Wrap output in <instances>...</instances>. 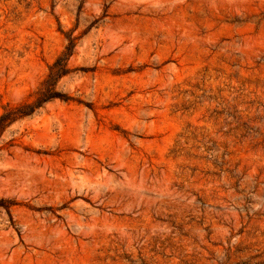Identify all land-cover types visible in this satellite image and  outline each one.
Wrapping results in <instances>:
<instances>
[{
	"label": "rangeland",
	"instance_id": "obj_1",
	"mask_svg": "<svg viewBox=\"0 0 264 264\" xmlns=\"http://www.w3.org/2000/svg\"><path fill=\"white\" fill-rule=\"evenodd\" d=\"M5 113L0 264H264V0H0Z\"/></svg>",
	"mask_w": 264,
	"mask_h": 264
},
{
	"label": "trees",
	"instance_id": "obj_2",
	"mask_svg": "<svg viewBox=\"0 0 264 264\" xmlns=\"http://www.w3.org/2000/svg\"><path fill=\"white\" fill-rule=\"evenodd\" d=\"M54 96H55V95L52 94V95L49 96L48 99H50L51 97H54ZM6 119H7V114L5 113V114H3V115L1 116V118H0V124H2L3 122H5Z\"/></svg>",
	"mask_w": 264,
	"mask_h": 264
}]
</instances>
